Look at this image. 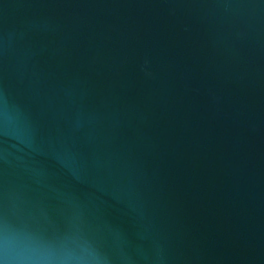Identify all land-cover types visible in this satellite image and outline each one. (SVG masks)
Returning <instances> with one entry per match:
<instances>
[{
    "label": "water",
    "instance_id": "obj_1",
    "mask_svg": "<svg viewBox=\"0 0 264 264\" xmlns=\"http://www.w3.org/2000/svg\"><path fill=\"white\" fill-rule=\"evenodd\" d=\"M0 264H264V0H0Z\"/></svg>",
    "mask_w": 264,
    "mask_h": 264
}]
</instances>
